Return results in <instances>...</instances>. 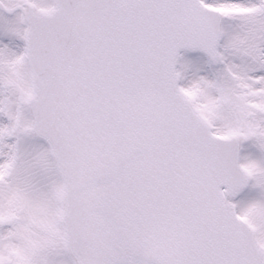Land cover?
Here are the masks:
<instances>
[{"label":"snow or ice","instance_id":"obj_1","mask_svg":"<svg viewBox=\"0 0 264 264\" xmlns=\"http://www.w3.org/2000/svg\"><path fill=\"white\" fill-rule=\"evenodd\" d=\"M0 264H264V0H0Z\"/></svg>","mask_w":264,"mask_h":264},{"label":"rangeland","instance_id":"obj_2","mask_svg":"<svg viewBox=\"0 0 264 264\" xmlns=\"http://www.w3.org/2000/svg\"><path fill=\"white\" fill-rule=\"evenodd\" d=\"M183 56L186 57V58H191V57H195V56H202V54L199 55V54H195V53H184ZM253 150H255V149H253ZM246 192H249L252 195H259L260 194V189L253 187L252 184H251V187Z\"/></svg>","mask_w":264,"mask_h":264}]
</instances>
